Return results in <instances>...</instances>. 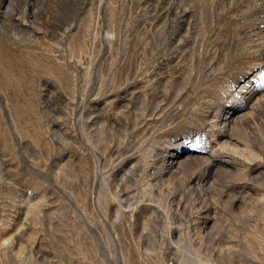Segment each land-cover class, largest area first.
Returning a JSON list of instances; mask_svg holds the SVG:
<instances>
[{
    "label": "rangeland",
    "instance_id": "obj_1",
    "mask_svg": "<svg viewBox=\"0 0 264 264\" xmlns=\"http://www.w3.org/2000/svg\"><path fill=\"white\" fill-rule=\"evenodd\" d=\"M0 264H264V0H0Z\"/></svg>",
    "mask_w": 264,
    "mask_h": 264
},
{
    "label": "bare ground",
    "instance_id": "obj_2",
    "mask_svg": "<svg viewBox=\"0 0 264 264\" xmlns=\"http://www.w3.org/2000/svg\"><path fill=\"white\" fill-rule=\"evenodd\" d=\"M225 120V119H224Z\"/></svg>",
    "mask_w": 264,
    "mask_h": 264
}]
</instances>
